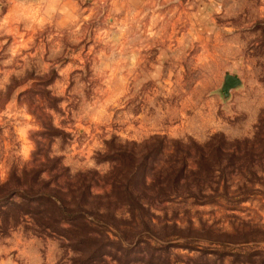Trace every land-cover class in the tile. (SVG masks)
Returning <instances> with one entry per match:
<instances>
[{"label": "rangeland", "instance_id": "374dc122", "mask_svg": "<svg viewBox=\"0 0 264 264\" xmlns=\"http://www.w3.org/2000/svg\"><path fill=\"white\" fill-rule=\"evenodd\" d=\"M227 76L242 85L224 99ZM260 120L264 0H0V186L31 168L61 185L92 171L102 195L110 144L253 142ZM202 193L151 205V249L130 264H264V148ZM66 244L0 216V264H74Z\"/></svg>", "mask_w": 264, "mask_h": 264}, {"label": "trees", "instance_id": "16d2710c", "mask_svg": "<svg viewBox=\"0 0 264 264\" xmlns=\"http://www.w3.org/2000/svg\"><path fill=\"white\" fill-rule=\"evenodd\" d=\"M259 123L264 128V121ZM259 131L253 142L228 140L218 133L202 144L161 136L116 150L110 144L103 157L104 162L112 163L106 174L110 191L102 195L92 191L96 172L77 174L74 182L61 185L58 174L42 178L46 167L23 170L0 186V198L8 197L0 205V216L17 222L27 216L39 235L65 240V248L76 255L74 264H99L106 257L117 264H130V254L142 245L144 250L151 249L152 243L143 240L144 230L153 228L151 205L183 196L204 198L202 192L216 171L223 176L226 170L233 173L244 165L250 168L264 148V135ZM255 140L262 146H256ZM55 168L56 161L49 170ZM120 210L126 216L118 214ZM140 260L168 264L156 259L154 263L151 257L148 263Z\"/></svg>", "mask_w": 264, "mask_h": 264}, {"label": "water", "instance_id": "95a60500", "mask_svg": "<svg viewBox=\"0 0 264 264\" xmlns=\"http://www.w3.org/2000/svg\"><path fill=\"white\" fill-rule=\"evenodd\" d=\"M241 85H242V82L240 81V79L233 77V76L225 77V80L222 86L223 98L227 99L230 92L240 88Z\"/></svg>", "mask_w": 264, "mask_h": 264}]
</instances>
